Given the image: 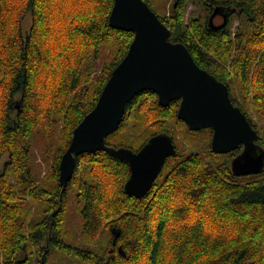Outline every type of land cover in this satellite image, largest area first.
<instances>
[{
    "label": "trees",
    "instance_id": "1",
    "mask_svg": "<svg viewBox=\"0 0 264 264\" xmlns=\"http://www.w3.org/2000/svg\"><path fill=\"white\" fill-rule=\"evenodd\" d=\"M196 63L229 87L264 152V0H145ZM114 0H0V264H264V170L237 176L213 131H192L156 93L137 95L106 145L141 150L159 134L177 148L146 196L125 190L130 166L105 151L60 163L134 33L111 27ZM229 10L223 23L210 17ZM30 16L31 25H23ZM43 146V147H42ZM42 147V150H41ZM40 148L52 166L33 169ZM79 206V234L68 225Z\"/></svg>",
    "mask_w": 264,
    "mask_h": 264
},
{
    "label": "water",
    "instance_id": "2",
    "mask_svg": "<svg viewBox=\"0 0 264 264\" xmlns=\"http://www.w3.org/2000/svg\"><path fill=\"white\" fill-rule=\"evenodd\" d=\"M228 14L227 8L216 7L211 25L218 16L226 21ZM109 22L114 29L134 33V40L94 109L73 131L60 163L63 190L73 178L77 156L105 151L129 164L131 176L126 192L139 199L148 194L167 160L177 155L173 139L168 134L156 135L137 152L106 145V138L121 127L127 105L147 91L157 94L162 107L180 100L178 119L190 130L212 129L211 147L215 153L228 154L242 146L243 152L231 163L235 175H257L264 170V152L257 144L259 135L232 102L229 87L201 68L185 45L171 40L170 28L145 0H114Z\"/></svg>",
    "mask_w": 264,
    "mask_h": 264
},
{
    "label": "rangeland",
    "instance_id": "3",
    "mask_svg": "<svg viewBox=\"0 0 264 264\" xmlns=\"http://www.w3.org/2000/svg\"><path fill=\"white\" fill-rule=\"evenodd\" d=\"M215 23L216 24L223 23V20L221 18L216 19ZM30 25H31V18L30 16H28L23 25L24 31H27L30 28ZM33 157H34V161H33L34 173L35 175L38 176V179H41L45 174L49 172L52 166L51 157L45 159L40 151V148H37V151L34 153ZM246 177L249 178L250 176H246ZM67 217L69 220L68 225L71 226L77 234H79L82 218L79 213V206L73 201V199H71L70 201Z\"/></svg>",
    "mask_w": 264,
    "mask_h": 264
},
{
    "label": "flooded vegetation",
    "instance_id": "4",
    "mask_svg": "<svg viewBox=\"0 0 264 264\" xmlns=\"http://www.w3.org/2000/svg\"><path fill=\"white\" fill-rule=\"evenodd\" d=\"M219 18H221V17H220V16H218V17H216V18H215V20H216V19H219ZM221 19H222V18H221Z\"/></svg>",
    "mask_w": 264,
    "mask_h": 264
},
{
    "label": "snow or ice",
    "instance_id": "5",
    "mask_svg": "<svg viewBox=\"0 0 264 264\" xmlns=\"http://www.w3.org/2000/svg\"><path fill=\"white\" fill-rule=\"evenodd\" d=\"M241 159H243V157Z\"/></svg>",
    "mask_w": 264,
    "mask_h": 264
}]
</instances>
